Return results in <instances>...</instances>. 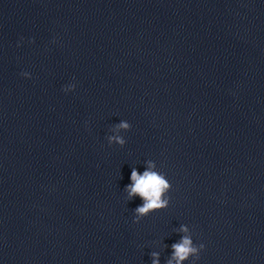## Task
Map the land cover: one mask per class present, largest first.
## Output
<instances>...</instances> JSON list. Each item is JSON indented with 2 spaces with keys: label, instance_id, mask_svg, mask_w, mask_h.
<instances>
[{
  "label": "clouds",
  "instance_id": "1",
  "mask_svg": "<svg viewBox=\"0 0 264 264\" xmlns=\"http://www.w3.org/2000/svg\"><path fill=\"white\" fill-rule=\"evenodd\" d=\"M22 75L25 78H30L28 72H23ZM75 87V84H71L65 86L62 90L67 93L74 91ZM130 128L131 125L127 121L121 120L119 123L114 124L110 129L112 134L107 136L109 145L117 144L123 147L126 140L120 133L127 132ZM145 165L146 167L142 173L136 168H132L131 183L124 188L128 201L135 197L142 200V204L134 209V223H139L148 215L168 208L171 201L169 193L172 190V184L166 174L158 170L153 160H147ZM179 232L182 233L180 240L172 244L171 257L166 264H184L185 261H188L189 264H196V261L200 259V253L205 249V245L194 243L187 225L181 224ZM151 255L153 258L152 264H159V253L153 252Z\"/></svg>",
  "mask_w": 264,
  "mask_h": 264
}]
</instances>
